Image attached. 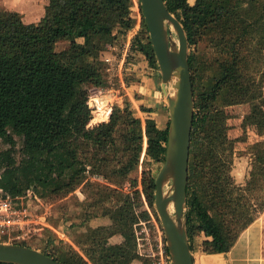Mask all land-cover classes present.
<instances>
[{
    "label": "trees",
    "instance_id": "1",
    "mask_svg": "<svg viewBox=\"0 0 264 264\" xmlns=\"http://www.w3.org/2000/svg\"><path fill=\"white\" fill-rule=\"evenodd\" d=\"M164 1L183 25L189 50L202 41L220 50L214 61L217 72L205 82L196 55L189 53L195 117L185 216L192 252L194 240L203 237L201 252L226 254L264 213V198L256 197L260 204L253 203L251 210L242 202H252L257 191L264 192V141L249 148V178L244 186L237 184L230 168L233 147H226L229 141L225 144L227 116L218 103L227 95L233 105L251 102L243 125L264 137V98L250 101L257 86H241L243 76L253 75L254 63L259 62L247 57L264 52V0H196L194 5L189 0ZM134 6L135 0H49L41 21L26 24L20 13L0 5V140L10 146L0 152V189L6 195L16 199L34 190L43 198L67 197L85 183L88 166L110 181L111 173L129 178L139 168L143 153L147 160L164 163L169 123L166 129H160L155 119L143 123L130 102L124 108L115 107L109 122L89 126L93 119L89 89L107 87V65L101 57L135 28ZM141 13L142 29L132 41L131 52L144 57L151 70L159 71L142 7ZM228 32L236 37L229 51L221 49L228 46ZM60 42H67L68 47L58 52ZM239 48L248 50L246 59ZM134 80H126L128 86ZM93 102L97 108L94 123L108 121L113 105L99 99ZM16 137L23 140L19 160ZM194 146L199 147L196 153ZM155 181L151 174L143 180L151 204ZM129 182L139 197L138 181ZM91 187L104 206L92 219L100 216L110 223L90 227L81 235V243L76 244L83 254L73 247L60 254L54 240L40 251L63 264L68 263L61 256L74 264H148L137 253L133 197L101 184ZM144 216L149 217L148 213ZM115 236H121L122 243L111 244Z\"/></svg>",
    "mask_w": 264,
    "mask_h": 264
},
{
    "label": "rangeland",
    "instance_id": "2",
    "mask_svg": "<svg viewBox=\"0 0 264 264\" xmlns=\"http://www.w3.org/2000/svg\"><path fill=\"white\" fill-rule=\"evenodd\" d=\"M195 1L196 0H189V3L194 5ZM48 3L49 0H0V5L6 10L20 13L26 24L40 22L45 15V8ZM132 15L137 20V23L135 28L128 34L127 39L110 47L101 57L107 65L105 71L107 87H91L89 89V95L92 97L93 92H100V95L97 96L100 97L103 103L113 105L110 117L115 107L124 108L125 102H130L132 110L136 112V117H139L144 123L147 117L150 116L143 112V110L148 109L149 106L154 104L155 99L150 95H146L147 99L137 102L136 105L133 99L141 100L143 96L145 97V92H140L138 87L141 85H147V87H150L147 83L149 78L155 77L154 79L157 81V83H150L151 89L155 90L159 87L161 88V83H159L161 81V74L160 71L153 72V70L149 68L147 60L144 57L134 56L131 52L132 41L139 34V31H141L143 23L139 0H135ZM172 31L174 40L178 42L174 30ZM226 39L225 45L228 46H223L221 49L225 48L229 51L236 37L228 32ZM67 47V42H60L56 47V51H63ZM239 49L243 52V59H246L248 50L244 51L242 48ZM219 51L220 50H217L213 44L204 41H202L198 47L189 50V53H194L198 59L199 67L202 70L200 73L201 81H208L211 76L217 72V66L214 61L219 56ZM247 58L248 60L256 59L259 62L254 63L256 64L255 68L251 71V73H254L253 75L248 73L243 76V85L241 86L247 84L253 87L257 86V89L250 93L249 100L259 102L264 98V52L255 55H251L250 53ZM210 67H212V70H209ZM133 78H135V80L133 83H130V86H128L126 80L130 79L132 81ZM138 79H140V83L137 81ZM247 80H250V83H246L245 81ZM125 87H129L130 90L127 91ZM97 96H94V98H99ZM158 97V99L167 105L164 95ZM233 101V98L227 95L224 99H220L218 103L220 108L225 110L227 116V129L224 133L227 136L225 144L227 145L228 141L230 144L226 147H233V165L230 167L232 168L231 174L237 184L244 186L249 178L252 168V156L249 153V148L258 142L264 141V137L259 136L252 127H245L243 125L245 117L250 114L252 110L251 102L242 105H233ZM89 102H91L89 107L92 109L95 104L90 97ZM92 111L96 112L97 108H95V110L92 109ZM92 114L93 120L89 125L90 128H94L102 123H107L105 121L94 123V113ZM151 117L155 119L160 129H166L168 123H170L169 110L157 111L155 114H152ZM109 120L110 118L108 119V122ZM15 140L17 142L18 152L16 157L19 160L21 159V153L19 151L23 145V140L19 137H16ZM9 148V145L0 140V152ZM146 148L147 145L146 142H144V150ZM225 148H222V150ZM198 151L199 147L194 146L193 152L196 153ZM163 164L147 160L143 153L139 168L134 171L129 178L120 176L121 174L112 176L111 173V180L109 181L103 176L96 175L92 167L88 166L85 183L67 197L49 196L43 198L41 194L31 190L24 197L15 200L10 206L8 213L1 212L0 220H7L8 217L6 216H10L12 220L17 221V224H15L16 226L12 230L1 235L0 243L15 245L25 243L34 247V249L39 248L37 250L40 251V249H44V247L47 246L49 240H54L52 241L53 245L60 254L61 251L65 248L67 249V247H73L74 250L83 254L79 245L76 244L78 240L81 243V235L85 234L90 227L96 228L110 223L109 219L100 216L92 219L94 215H100L102 213V207L104 206H102V204L95 198V188L91 187V184H101L116 188L133 197L131 211L135 213L137 217V223L134 225V230L139 257L143 260H147L148 264H161L162 258L167 264H171L170 255L166 251L167 243L156 211L155 200L153 201V204L150 203L143 186L145 175L147 176L151 174L156 178L161 171ZM227 167L228 165L226 168ZM129 179L138 181V189L141 192L139 197L135 195L134 192L136 190L131 187ZM171 190L172 184L169 183L165 187V192H170ZM256 197L264 198V192L257 191L252 202L248 200L242 201L247 209L251 210L253 203L257 206L260 204L261 200H258ZM1 198L0 194V201ZM107 205H111V203H108ZM145 213H148V219L144 218ZM172 213L174 214V209H172ZM258 218L263 219L264 222V213L259 215ZM119 239L120 238H116L111 242L119 243L121 242ZM202 240L203 237H198L194 240V252L199 250V245ZM60 258L67 261L68 264H74L73 261L65 259L62 256ZM133 264H142V262L135 261Z\"/></svg>",
    "mask_w": 264,
    "mask_h": 264
},
{
    "label": "water",
    "instance_id": "3",
    "mask_svg": "<svg viewBox=\"0 0 264 264\" xmlns=\"http://www.w3.org/2000/svg\"><path fill=\"white\" fill-rule=\"evenodd\" d=\"M139 1L170 114L166 157L155 181V207L165 234L171 264H194L185 216L195 117L189 41L183 25L168 10L164 0ZM172 30L178 42L174 40ZM169 183L172 184V190L165 192ZM0 264L63 263L37 249L0 243Z\"/></svg>",
    "mask_w": 264,
    "mask_h": 264
},
{
    "label": "crops",
    "instance_id": "4",
    "mask_svg": "<svg viewBox=\"0 0 264 264\" xmlns=\"http://www.w3.org/2000/svg\"><path fill=\"white\" fill-rule=\"evenodd\" d=\"M153 72H156L153 70ZM152 74V73H151ZM155 78V77H154ZM149 78L147 82L150 87L140 86V92H145V97L143 96L141 100H134L136 105L137 102H141L147 99L146 95H150L152 98L155 99L154 104L149 106V109H153L152 113L149 114L151 119L152 114H155L157 111H168V106L158 99V96L164 95L162 92V78L159 83H161V88L158 89H151L150 83H157L156 79ZM160 86V85H158ZM127 91L130 90L129 87H125ZM132 102V101H131ZM135 108V107H134ZM136 116V112H135ZM110 118V116H109ZM108 118V119H109ZM139 118V117H137ZM93 120V119H92ZM108 122V121H105ZM145 122V121H144ZM261 222V223H260ZM263 219H257L251 226H249L239 237L233 248L226 254H213L208 255L198 250L197 252H192L194 264H264V226H263ZM120 238L121 242L119 243H112L111 241ZM123 238L121 236H115L110 240L111 244H120L122 243Z\"/></svg>",
    "mask_w": 264,
    "mask_h": 264
},
{
    "label": "built area",
    "instance_id": "5",
    "mask_svg": "<svg viewBox=\"0 0 264 264\" xmlns=\"http://www.w3.org/2000/svg\"><path fill=\"white\" fill-rule=\"evenodd\" d=\"M93 95L94 96L100 95V92H93L92 93V97L90 96V98L92 99V102H93V99H95ZM97 97H99V96H97ZM90 104H91V102H88V105H90ZM92 109L95 110V106L92 107ZM92 113H94V112L92 111ZM0 194L2 197L1 201H0V217H1V214H2L1 212H7L8 213L12 203L15 200H19V198L14 199L11 196L6 195L2 189H0ZM2 217H3V215H2ZM6 217H8L7 220H0V237H1V235L6 234L7 231L12 230L16 226L15 224H17V221L12 220L10 218V216H6ZM161 256H162V253H161ZM161 264H167L163 258L161 260Z\"/></svg>",
    "mask_w": 264,
    "mask_h": 264
},
{
    "label": "bare ground",
    "instance_id": "6",
    "mask_svg": "<svg viewBox=\"0 0 264 264\" xmlns=\"http://www.w3.org/2000/svg\"><path fill=\"white\" fill-rule=\"evenodd\" d=\"M95 99H99L101 102H103V101L100 99V97H99V98H95Z\"/></svg>",
    "mask_w": 264,
    "mask_h": 264
}]
</instances>
